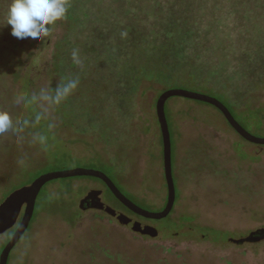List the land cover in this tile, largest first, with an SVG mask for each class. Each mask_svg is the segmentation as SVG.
<instances>
[{
    "label": "rangeland",
    "instance_id": "rangeland-1",
    "mask_svg": "<svg viewBox=\"0 0 264 264\" xmlns=\"http://www.w3.org/2000/svg\"><path fill=\"white\" fill-rule=\"evenodd\" d=\"M99 1L92 0L95 9H104L102 14H106L109 5L110 13L115 10L122 15L121 24L133 15L140 28L167 24L174 15L179 23L187 20L196 26L201 39L197 47L203 52L186 77L201 86L168 88L164 79L143 78L132 95L129 120L124 123L120 110L115 112L116 101L123 94L121 81L117 74H106L104 59L99 67L106 75L97 89L118 95L109 97L115 103L109 106L112 102L108 100L99 112V117L112 121L107 129L103 125L105 132H117V138L109 139L107 145L89 130L88 118L73 105L78 100L68 107L74 110L68 116L65 108L59 112L53 108L51 93L58 80L48 65L49 55L66 34L65 19L50 26V35L42 38L41 44L32 38L18 39L11 35L6 20L11 0H0V47L17 41L15 57L23 61L35 53L33 60L37 59L42 74L31 75L38 78H34L30 94L48 121V125L28 129L23 121L29 110L28 94L21 91L24 80L9 74L0 81V111H7L13 121L12 128L0 133V205L44 173L83 168L108 175L143 210L161 212L168 191L156 102L167 89L217 98L250 134L264 137V0H103L106 5ZM158 7L163 9L160 14L156 13ZM244 16L252 19L255 28L244 23ZM103 19L107 22V16ZM92 34L85 31L88 38ZM26 64H32V59ZM97 66L89 68L92 74ZM228 80L237 90L224 89ZM84 83L88 87L85 94H92L89 87L93 89V83ZM222 92L230 95V100L220 95ZM75 95L76 91L69 93L71 98ZM165 110L177 199L167 218L145 223L157 231L156 236L134 233L103 211H83L80 202L100 188L101 181L91 177L59 179L42 188L34 221L11 251L8 264H264V241L242 245L230 241L264 229V146L244 140L212 105L174 97ZM102 198L122 212L111 194ZM15 229L0 235V254ZM181 231L187 232L178 235Z\"/></svg>",
    "mask_w": 264,
    "mask_h": 264
},
{
    "label": "trees",
    "instance_id": "trees-1",
    "mask_svg": "<svg viewBox=\"0 0 264 264\" xmlns=\"http://www.w3.org/2000/svg\"><path fill=\"white\" fill-rule=\"evenodd\" d=\"M250 2H253V0H250ZM66 3L68 6V11L64 18L66 21V34L55 43V47L49 55L51 63L49 62L48 65L52 67L51 73L58 80L57 85L53 86L51 93L53 108L57 112L65 108V116H68L74 111L68 107L73 103V100H78V103L76 104L75 102L73 105L80 107L79 114L88 118L89 128L91 125L89 130L98 133L100 140L105 141V144L109 145V142H107L109 139L117 138V132L115 130L112 132L116 137L105 132L108 123L112 121H109V118L108 120L104 119L103 116L99 117V112L101 108H104V104L108 100L112 102L109 97H118L114 91L97 89V86H100L104 81L106 74H117L118 79L121 81L123 94L116 101L117 109L115 112L120 110L121 114H119V117L122 115L124 123L129 120L132 95L143 78L164 79L163 81L169 86L168 88L174 85L194 84L197 86L198 84L201 86L200 83H193L194 80L192 81L189 77H186L193 62L196 59H200V53L203 52L197 47L201 42L199 29L193 26L191 22L186 20L183 23H179L176 20L178 18L176 17L175 19V16L172 15L170 17L174 19L168 20L167 24H149L140 28L135 25L136 15L127 17V22L121 24L122 15L115 10H111L112 13H110L109 5H106L103 0H100L99 3H105L107 6L106 14H102L104 9H95L92 0H66ZM87 5H91V7L88 9L85 7ZM138 7L142 6L139 5ZM161 7H158L156 13H162L163 9ZM115 8L118 9L120 7ZM105 16H107V22L103 19ZM243 20L245 24L249 22L250 26L255 28L254 26L256 25L252 23L250 17L244 16ZM88 30L93 31L92 37L88 38L85 36V31ZM43 42V40H39L38 44ZM48 44L47 40L45 46H48ZM18 46L19 43L13 40L11 44L0 47V81H3L2 79L9 74L24 80L21 91H25L28 94L27 105H29V110L23 121L28 125V129L34 125H48V121L46 123L44 114L41 113L36 104L35 97L30 94L36 83L34 78L40 76L42 71L38 69L37 59L33 60L34 52L29 53L24 61L16 59L15 54L18 51ZM218 48L226 49L225 45H219ZM73 53L76 54L75 59ZM31 59L32 64L27 65L26 63ZM104 59L108 68V73L106 74L101 73L102 70L99 67L102 66ZM96 65H98L96 67L97 70L92 74L93 69L90 70L89 68ZM44 68L48 70L46 65ZM75 68H77L76 71H74ZM19 70L21 71L19 72ZM35 71L37 72L36 74L34 73ZM246 72H249V69H246ZM87 75H89V79ZM86 80H90L93 83V89L91 85L89 87L92 93L90 95L85 94L88 90L84 83ZM69 81H76V87L71 90V92L76 91V95L71 98L68 94L61 97L59 102H57V90ZM224 89L228 91L237 90L233 88L230 80L225 82ZM220 95L230 100V95H227V93L222 92ZM62 98L64 99L62 100ZM231 101L235 103L236 100L233 98ZM114 103H109V106ZM63 123L65 125L70 124L69 121H63ZM103 125L106 129H103ZM33 221L34 217L31 224Z\"/></svg>",
    "mask_w": 264,
    "mask_h": 264
},
{
    "label": "water",
    "instance_id": "water-1",
    "mask_svg": "<svg viewBox=\"0 0 264 264\" xmlns=\"http://www.w3.org/2000/svg\"><path fill=\"white\" fill-rule=\"evenodd\" d=\"M174 97L212 105L222 113L228 124L244 140L258 146H264V137H256L250 134L238 123L229 108L217 98L179 88L167 89L159 96L156 102V113L162 135L164 175L168 191L167 202L164 209L161 212L153 213L138 207L120 191V189L105 173L101 171L78 168L44 173L38 176L33 182H31L30 185L22 186L14 191L0 205V235L12 230L17 226V223L23 212L19 226L0 254V264H8L11 251L19 243L31 225L35 213L36 200L42 188L46 184L55 180L76 177H91L99 179L106 184L116 199H118L134 214L148 220H162L167 218L172 213L177 199L172 166V141L165 110L167 101ZM102 194V190L90 191L88 195L80 202V208L83 211L91 209L103 211L110 217L117 220L120 225L130 229L134 233L140 235H150L153 237L157 235V231L153 227L135 220L123 212L117 211L104 203ZM186 232L187 231H181L178 233V235H182ZM230 241L237 245L262 242L264 241V229L252 232L247 237L239 239L230 238Z\"/></svg>",
    "mask_w": 264,
    "mask_h": 264
},
{
    "label": "clouds",
    "instance_id": "clouds-1",
    "mask_svg": "<svg viewBox=\"0 0 264 264\" xmlns=\"http://www.w3.org/2000/svg\"><path fill=\"white\" fill-rule=\"evenodd\" d=\"M66 0H11L6 12L7 25L11 26V35L18 39L32 38L42 40L51 32V25L66 17ZM75 53L73 57L75 59ZM76 87V81H69L57 90L56 100L68 95ZM13 127V121L7 111H0V133Z\"/></svg>",
    "mask_w": 264,
    "mask_h": 264
},
{
    "label": "flooded vegetation",
    "instance_id": "flooded-vegetation-1",
    "mask_svg": "<svg viewBox=\"0 0 264 264\" xmlns=\"http://www.w3.org/2000/svg\"><path fill=\"white\" fill-rule=\"evenodd\" d=\"M108 176V175H107ZM109 177V176H108ZM110 178V177H109ZM95 179V178H94ZM111 179V178H110ZM96 180H99V179H96ZM112 180V179H111ZM99 181H101V180H99ZM113 181V180H112ZM114 182V181H113ZM116 185V184H115ZM97 190H103V194H102V196L104 197V195L106 194V193H108V194H111L112 195V197L120 204V209L122 210V212H123V210L124 211H127V215L129 216V214L130 215H132V216H134L138 221H140V222H142V223H147V222H150L151 220H148V219H145V218H143V217H140V216H138V215H136V214H134L132 211H130L127 207H125L118 199H116V197L111 193V191L108 189V187L106 186V184L103 182V181H101V187L100 188H97ZM85 197V196H84ZM92 210V209H91ZM91 210H88V211H91ZM118 211V210H117ZM22 218V217H21ZM133 218V217H132ZM21 221V220H20ZM19 226V225H18ZM18 226H16V229H17V227ZM16 229H15V231H16Z\"/></svg>",
    "mask_w": 264,
    "mask_h": 264
}]
</instances>
